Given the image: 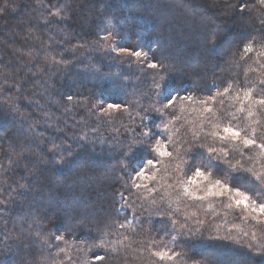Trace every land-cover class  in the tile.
Wrapping results in <instances>:
<instances>
[{"label": "trees", "instance_id": "trees-1", "mask_svg": "<svg viewBox=\"0 0 264 264\" xmlns=\"http://www.w3.org/2000/svg\"><path fill=\"white\" fill-rule=\"evenodd\" d=\"M262 52L261 0H0V264H264Z\"/></svg>", "mask_w": 264, "mask_h": 264}, {"label": "rangeland", "instance_id": "rangeland-1", "mask_svg": "<svg viewBox=\"0 0 264 264\" xmlns=\"http://www.w3.org/2000/svg\"><path fill=\"white\" fill-rule=\"evenodd\" d=\"M105 40L107 41L106 42L107 44H110V45L112 44L111 49H110V51H112L111 53L117 55L120 58L127 57V59L133 60L134 63H135V66H143L145 69H153L152 67H150L151 62L149 60V59H152V58L148 55V53L140 52L141 56L137 57L135 55H132L131 51H121V49L115 48L117 41H115V39L112 38L110 36V34L108 36H106ZM159 73L162 75L161 72H159ZM149 75H150L149 80L145 76L144 77L145 81L141 82V84H146L147 82L151 83L152 81H154L156 79V78L153 77L152 73H150ZM156 75H157V78H159V80L157 79L158 80V82H157L158 84L155 85L154 84L155 81H154L153 83H151L149 85V88H145V89L149 90V94H145L143 92L142 93L138 92V93H135V94H131L128 97L129 99H132V101L136 100V103L139 102V105L137 106L138 108H133V109H136V111L139 112L138 116L139 117L143 116V119L145 118V120H149L150 119L152 121V119H153L152 114L155 112L153 110H156V111L160 112L161 108L165 109L166 107H168V104H171L172 101H174L178 97V96H175L176 95L175 85H173L170 82L169 83H162L164 81V78H161L160 77L161 75H158V73ZM169 76H171V75L169 74ZM170 81H173V79H171ZM136 82L139 83L138 81H136ZM106 89H107V87H105V90ZM116 90H120V87L117 86ZM186 90L189 91L187 88H186ZM111 92H113V91L111 90ZM183 92H185V91H183ZM153 95H154L155 98L153 97ZM168 98H171V103L169 102ZM105 100H109V99L106 98ZM164 100L167 101L168 103H165ZM110 101L112 102V100H110ZM151 101L153 103L149 106ZM155 101H158V103L160 102L163 106L161 108H154V106L156 105ZM111 102L105 101V107H103V106H99V107L104 108L105 112H106V110L112 109L114 107ZM141 107H143L142 110L144 111V113H140ZM163 111L165 112V110H163ZM85 140H87V138ZM103 142H104V145H105V140H103ZM106 143H108V142H106ZM107 145H109L111 147V144H107ZM52 155H55V154L53 153ZM52 161H53V163H55L56 159L53 158ZM32 165L35 167V165L33 163H32ZM9 166H11V164H8L7 168ZM2 172H7V171L5 169V170L1 171V173ZM5 187H6V189H8L9 182H7V181L6 182H0V188H5ZM2 204L4 205V203H2ZM5 205H7V202L5 203Z\"/></svg>", "mask_w": 264, "mask_h": 264}, {"label": "snow or ice", "instance_id": "snow-or-ice-1", "mask_svg": "<svg viewBox=\"0 0 264 264\" xmlns=\"http://www.w3.org/2000/svg\"><path fill=\"white\" fill-rule=\"evenodd\" d=\"M261 3L264 4V0H261ZM245 50L246 51H251L252 50L251 46L250 45H246L245 46ZM121 51H127V50L121 49ZM131 54L135 55L137 57L141 56V53L138 52V51L137 52H132ZM261 55H264V52H262ZM150 67L156 68L157 65L156 64H151ZM261 83H264V81H261ZM226 91H227V89H226ZM250 96H251V90L246 91L245 92V97H250ZM169 102L171 103V98H169ZM259 102L261 104H264V99L260 100ZM222 131H223V133L225 135L221 136L220 137L221 139L227 140L228 138H232V139L241 138V130L233 128L230 125L224 126ZM145 135H147V133H145ZM217 135H218V133H217ZM243 142L246 145H250V144H254L255 143L254 140L249 139L246 136L243 137ZM157 143H159V142H157ZM261 147H264V145H262ZM157 151H160L159 147L157 148ZM160 154L161 155H170L169 153L164 152V151H161ZM149 163L151 164L152 161H149ZM203 175H204V173L201 172V170L199 168H197L196 171H195V176H203ZM215 184L216 185H220L221 181L217 180L215 182ZM213 187H215V185ZM185 191H187V189H185ZM210 194H213V193H210ZM214 194L218 195L220 193L217 192V193H214ZM235 194H236V196L240 197V199H237L235 201L237 206L243 205L245 209H249L250 208L252 212H257L258 211L259 213L264 214V203L257 204V202L255 200H252L251 204H249L248 201H249L250 197L247 194H245L244 192L239 191L238 189L235 190ZM257 222H259V221H257ZM57 239H61V237H57ZM155 255H157L162 260L165 259V258H167V259H172L173 258L172 255H169L168 251H160V252L155 253ZM97 258L100 259L99 257H97Z\"/></svg>", "mask_w": 264, "mask_h": 264}]
</instances>
